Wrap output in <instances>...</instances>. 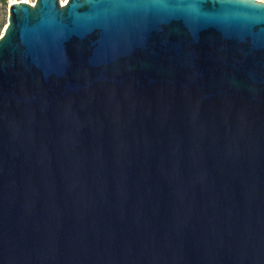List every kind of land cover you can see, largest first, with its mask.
Returning <instances> with one entry per match:
<instances>
[{
    "label": "water",
    "instance_id": "water-1",
    "mask_svg": "<svg viewBox=\"0 0 264 264\" xmlns=\"http://www.w3.org/2000/svg\"><path fill=\"white\" fill-rule=\"evenodd\" d=\"M0 264H264V2L10 4Z\"/></svg>",
    "mask_w": 264,
    "mask_h": 264
},
{
    "label": "rangeland",
    "instance_id": "rangeland-1",
    "mask_svg": "<svg viewBox=\"0 0 264 264\" xmlns=\"http://www.w3.org/2000/svg\"><path fill=\"white\" fill-rule=\"evenodd\" d=\"M2 2L0 3V36L5 28V26L7 25V13H8V3H16V2H24L23 0H4L5 1V5L3 0H1ZM28 2H33L34 0H27ZM260 1H264V0H260Z\"/></svg>",
    "mask_w": 264,
    "mask_h": 264
},
{
    "label": "built area",
    "instance_id": "built-area-1",
    "mask_svg": "<svg viewBox=\"0 0 264 264\" xmlns=\"http://www.w3.org/2000/svg\"><path fill=\"white\" fill-rule=\"evenodd\" d=\"M34 1H35V0H34ZM34 1H33V2H31L30 4H31V5H34ZM59 1H60V0H59ZM66 2H67V1H66ZM66 2H65V3H66ZM262 2H264V1H262ZM65 3L63 4V3H61V1H60V6H63V5H65ZM10 4H12V3H8V5H10Z\"/></svg>",
    "mask_w": 264,
    "mask_h": 264
},
{
    "label": "bare ground",
    "instance_id": "bare-ground-1",
    "mask_svg": "<svg viewBox=\"0 0 264 264\" xmlns=\"http://www.w3.org/2000/svg\"><path fill=\"white\" fill-rule=\"evenodd\" d=\"M24 2H28L27 0H23ZM61 1V3H65L67 0H60ZM258 1H260V0H258ZM28 3H30V2H28ZM3 33V32H2Z\"/></svg>",
    "mask_w": 264,
    "mask_h": 264
},
{
    "label": "trees",
    "instance_id": "trees-1",
    "mask_svg": "<svg viewBox=\"0 0 264 264\" xmlns=\"http://www.w3.org/2000/svg\"><path fill=\"white\" fill-rule=\"evenodd\" d=\"M1 2H2V1L0 0V3H1ZM3 2H4V5H5L6 3H5V1H4V0H3Z\"/></svg>",
    "mask_w": 264,
    "mask_h": 264
}]
</instances>
